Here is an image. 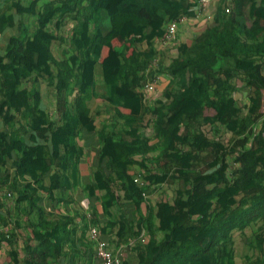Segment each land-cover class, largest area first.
Instances as JSON below:
<instances>
[{"label":"trees","instance_id":"trees-1","mask_svg":"<svg viewBox=\"0 0 264 264\" xmlns=\"http://www.w3.org/2000/svg\"><path fill=\"white\" fill-rule=\"evenodd\" d=\"M223 6L193 45H179L178 57L165 68L171 78L165 92L169 103H158L151 110L138 89L158 58L154 39L162 37L171 21L195 16L189 0L5 3L0 13V35L5 41L0 54V122L7 127L0 130V171L16 145L14 183H27L24 190L15 189L26 198L19 211L23 221L16 223L23 230L25 249L22 253L17 247L10 253L12 264L100 260L90 237L96 218L84 216L78 223L72 216L49 220L40 205V191L64 194L77 187L84 155L79 137L97 132L85 97H80L88 82V63L102 69L103 96L118 110L115 122L125 118L122 129L113 123L98 131L104 144L98 154L108 162L97 168L89 192L106 214L121 209L124 200L133 202L138 226L130 234L145 229L151 236L148 244L137 246V264H264V0H238L229 13ZM56 21L61 28L76 23L69 36L61 37L66 47L58 61L53 51L55 34L45 28ZM134 32L144 34L147 49L136 48V40L130 38ZM115 39L123 42L121 47L112 45ZM104 46L110 51L102 59ZM42 84L56 91L57 120L42 107ZM239 84L251 88L244 109L234 95ZM75 91L77 97L70 101ZM119 109L130 113L124 115ZM148 117L156 119L154 134L161 143L151 145L141 133ZM171 117L175 121L166 125L164 120ZM255 126L258 137L252 146L242 151L233 146ZM223 131L231 135L227 143L222 141ZM29 133L36 142L26 144L21 139ZM156 151L160 152L153 157L151 171L138 179L132 173L134 166L147 168L148 159L142 157ZM46 175H51L50 187L44 186ZM11 180L4 177L6 184ZM167 182L175 183L176 197L156 199L145 216L144 203L154 201L151 196L158 188L165 193L160 186ZM31 184H37V189ZM97 230L104 235V228ZM248 230L252 236L239 261L235 234L246 236ZM8 235H3V241Z\"/></svg>","mask_w":264,"mask_h":264},{"label":"crops","instance_id":"crops-1","mask_svg":"<svg viewBox=\"0 0 264 264\" xmlns=\"http://www.w3.org/2000/svg\"><path fill=\"white\" fill-rule=\"evenodd\" d=\"M8 1L9 0H0V13H3L2 9L5 7V3H7ZM189 1L190 3H192L191 0ZM223 1L225 3V6L222 5ZM237 2L238 0H221L212 3L205 9L196 10L193 7L192 10L194 11L195 16H185L188 18V21L180 26L178 31V40L175 44L169 47H162L158 45V43H156L154 39V49L157 51V59L159 61V65H157V67H149L148 71L146 72V79L144 81V84L141 88L138 89V92L141 94L144 104L147 105L149 109L154 110L155 106H157L158 103H169V101L165 97V92L167 91L171 78L167 74L165 68L168 67L172 63V61L178 57L179 45H193L194 41L203 34L207 27L214 23L216 16L218 15V12L222 8V6L225 8V11L228 9L232 11L236 8ZM247 13H249L248 10L246 11V14ZM75 24V22H71L61 28L59 22L56 21L55 23L45 26L47 32H53L55 34L56 40L53 43V51L57 61L60 57L63 56L62 52L66 47V44H61V37L69 36ZM247 24L251 26V21L249 19L247 20ZM168 26L169 23L164 26L165 30L163 35L166 33ZM6 32L9 35H12L10 31ZM143 35L144 34H141L140 32H134L130 36L131 39L136 40L135 46L137 45L136 48L140 50H145L149 47V43L144 40ZM122 43L123 42L119 39H115L112 42V45L114 47H121ZM4 44V37L0 35V54L3 53ZM134 48L135 47L132 46L129 54L134 50ZM109 51V47H103L102 59L108 56ZM86 73L90 77V80L88 77V82L86 83L87 86L83 87L80 97H85V106L90 110V115L96 120L95 125L97 128V132L91 134L84 132L82 136L79 137V145L84 149V155L79 165V184H77V187L75 189L70 190L64 194H62L60 191L54 194H51L47 191H40V195L42 197V202L40 205L46 215H49V220H53L58 216H72L75 217L76 223H78L79 220L84 216H87L88 220H92L93 217L94 220L96 218V228H98L99 230L101 228L105 229L103 233L104 235H102L101 237L109 244V248L113 251V253L121 259V264H137L139 261L138 251L136 250L137 246L140 244H148L151 240V236L145 229H143L141 233L136 236H132L130 234L136 231V227L138 226V221L136 218L137 213L133 202L124 200L123 202H121L122 204H120L121 209H114L109 214H106L103 212L101 202H99L96 197L90 195L89 192V189L94 184L95 172L97 168L102 164V162H104L105 164L108 162L103 161L98 154L99 150L104 145L99 139L100 133L98 131L103 127V125L110 126L113 123H119L118 126L120 127V129H122V124H125V118H120L118 120L119 122H115L118 110L115 107L111 106L103 96L104 88L101 67L99 65H95L94 63H88L86 66ZM156 77L159 78L157 82ZM149 82H156V88L151 93L146 92L144 89L145 85ZM40 90L43 95L42 107L47 111V113H49V115L53 119L57 120V99L55 89L53 87H49L48 84H42ZM77 94L78 91H75L73 96L69 97V100L73 101V99L77 97ZM120 111L124 115H128L130 113L129 110L126 109H119V112ZM9 121L8 124L13 123V120ZM174 121L175 118L171 117L170 119H165L164 123L168 125L169 123H172ZM5 127H7V124H5L3 121L0 122V130H5ZM155 129L156 119L155 121H152V119L148 117L147 120L143 123L141 133H143L147 138H150L149 141L151 145L161 143V138L159 139L155 137ZM21 139H23L26 144L36 142V137L30 133L26 136H22ZM39 140L40 142H42L41 139ZM16 147L17 146L15 145L14 149H12V152L7 156L6 166H4L0 171V264H12L10 253L13 250L16 251L15 248L17 247L22 253L25 249L24 241L21 237V233L23 232V230L21 228H17L16 223H22L23 221V218L19 215V211L22 210L26 198L19 197L18 192L15 191V189L19 188L21 190H24L27 183H22V181H19L17 185L16 183H14V177L16 176L14 163L19 155V150ZM159 152L160 151H156L153 154L144 155L142 158L148 159V163L146 166L147 168L144 169L140 165H135L132 173L136 172L138 175V179H141V175L143 173L146 174L147 171H151L153 167V157H155ZM107 171L112 172V170L110 169H107ZM112 175L116 179L114 185L118 186L119 180L117 181L116 174L113 172ZM6 176L12 177V180L7 184L4 182V177ZM50 177L51 175L44 176L45 187H50L52 185ZM171 184L175 188L174 182H167V184L160 187L169 189L171 187ZM36 185L37 184H31V188L37 189ZM159 193L160 188H158L156 194H152L151 198L154 199L153 202L149 200L144 203L142 212L145 216H147V214L149 213V210L152 208L155 200L161 198ZM170 194L171 196H173L172 192H170ZM119 195L123 199L124 193L122 191L119 192ZM171 196L170 198H172ZM88 220H86V223H88ZM128 222L131 225H127L126 223ZM14 223L15 227L13 226ZM128 228L132 229L129 230ZM89 230H91V227L89 228ZM5 234L9 235L7 236L8 238L6 239V241H3V237L5 236ZM89 234L90 233H88L87 236H89ZM11 243L14 245V249H12L13 247L10 246ZM93 249H95L96 251V247L94 245ZM95 251H93L94 255ZM86 258L88 259V256ZM59 264H71V260L61 259L59 261ZM92 264H101V261L94 257Z\"/></svg>","mask_w":264,"mask_h":264},{"label":"built area","instance_id":"built-area-1","mask_svg":"<svg viewBox=\"0 0 264 264\" xmlns=\"http://www.w3.org/2000/svg\"><path fill=\"white\" fill-rule=\"evenodd\" d=\"M217 1L221 0H191V2L193 3V7L196 10L205 9L206 7ZM229 11V9L226 10L227 13H229ZM187 21L188 18L185 16L171 21L166 33L162 37L156 38L155 42L162 47H169L175 44L178 40V31L180 26L185 24ZM157 63L158 59H155L153 61L152 67H157ZM158 79L159 78H157L156 82L158 81ZM156 82L147 83L144 87L145 91L148 93L153 92L156 88ZM90 237L96 244L97 257L100 259L101 264H121V259L117 255H113V253L109 249V244L105 240L101 239V234L96 227L92 228Z\"/></svg>","mask_w":264,"mask_h":264},{"label":"rangeland","instance_id":"rangeland-1","mask_svg":"<svg viewBox=\"0 0 264 264\" xmlns=\"http://www.w3.org/2000/svg\"><path fill=\"white\" fill-rule=\"evenodd\" d=\"M239 86H240V90L234 95H235L238 106L240 108L244 109L245 105H247L249 103V97H250L249 95L251 93V88L248 86L240 85V84H239ZM245 113H246V111H245ZM259 120H262V118H260ZM204 130L208 133V135L213 134L212 131L208 127H205ZM257 131H258L257 126L250 128V130L246 136L234 141L233 146L236 147L237 149L241 150V151L249 148L250 146L253 145V142L256 141V137H258ZM221 137H222V141L224 143H227L230 140L231 135L229 133H226L223 131V135ZM229 161L231 162L230 159H229ZM231 165H232V167L235 166L234 164H231ZM169 189H165V193H163V194L159 193L160 196H162L163 198H167V199L168 198L174 199L176 197V188H174L173 185L171 184V187ZM170 192L173 193V196H171ZM170 196L172 198H170ZM251 236H252L251 230L247 231L246 236H243L240 233L235 234V241H236V248H237L236 253H237V259L239 261L243 260L245 254L247 252V248H248L247 241Z\"/></svg>","mask_w":264,"mask_h":264}]
</instances>
